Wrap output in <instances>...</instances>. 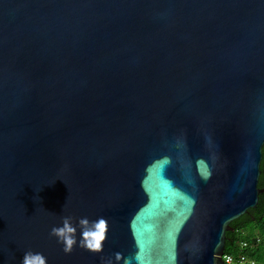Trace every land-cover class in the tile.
Here are the masks:
<instances>
[{
    "label": "water",
    "instance_id": "95a60500",
    "mask_svg": "<svg viewBox=\"0 0 264 264\" xmlns=\"http://www.w3.org/2000/svg\"><path fill=\"white\" fill-rule=\"evenodd\" d=\"M263 144L264 0H0V264H225Z\"/></svg>",
    "mask_w": 264,
    "mask_h": 264
},
{
    "label": "trees",
    "instance_id": "16d2710c",
    "mask_svg": "<svg viewBox=\"0 0 264 264\" xmlns=\"http://www.w3.org/2000/svg\"><path fill=\"white\" fill-rule=\"evenodd\" d=\"M258 201L254 207L230 222L231 229L225 232V252L238 253V242L246 239L251 241L258 238L254 247L247 252L256 260V264H264V144L260 161Z\"/></svg>",
    "mask_w": 264,
    "mask_h": 264
},
{
    "label": "clouds",
    "instance_id": "9594fccd",
    "mask_svg": "<svg viewBox=\"0 0 264 264\" xmlns=\"http://www.w3.org/2000/svg\"><path fill=\"white\" fill-rule=\"evenodd\" d=\"M85 223V221H81V224ZM103 222L101 221L98 224V228L102 231L103 230ZM74 232V227L70 223V219L65 217L63 219L62 226L60 227H53L51 230V235L56 236L59 240H61L66 247L64 248L65 251H69L71 248V245L74 242V237L72 236V233ZM82 237L90 240L93 233H90L88 231H83L82 230ZM100 237H97L99 239ZM90 248L98 249L99 244H93V243H88L87 245ZM21 264H46V258L42 253L39 252H33L31 250L26 251L24 253V256L22 258Z\"/></svg>",
    "mask_w": 264,
    "mask_h": 264
},
{
    "label": "built area",
    "instance_id": "2783aa9c",
    "mask_svg": "<svg viewBox=\"0 0 264 264\" xmlns=\"http://www.w3.org/2000/svg\"><path fill=\"white\" fill-rule=\"evenodd\" d=\"M258 238L251 241L246 239L240 240L238 242V253L232 254L228 252H223L221 255L222 260L225 264H256V260L247 252L251 247L255 246Z\"/></svg>",
    "mask_w": 264,
    "mask_h": 264
}]
</instances>
